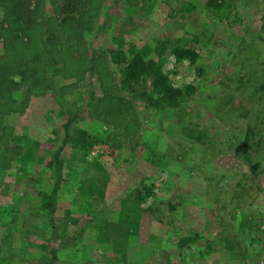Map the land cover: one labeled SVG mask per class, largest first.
I'll list each match as a JSON object with an SVG mask.
<instances>
[{
  "label": "rangeland",
  "instance_id": "374dc122",
  "mask_svg": "<svg viewBox=\"0 0 264 264\" xmlns=\"http://www.w3.org/2000/svg\"><path fill=\"white\" fill-rule=\"evenodd\" d=\"M207 1L27 0L16 17L0 0V65L13 68L0 101L16 100L0 105V264H264V172L243 149L264 118V0H228L227 15ZM57 33L63 56L31 85V53L11 43ZM168 41L200 56L178 61ZM163 42L174 85L198 88L148 107L116 88L107 50L158 59ZM106 90L131 100L135 130L102 119Z\"/></svg>",
  "mask_w": 264,
  "mask_h": 264
},
{
  "label": "trees",
  "instance_id": "16d2710c",
  "mask_svg": "<svg viewBox=\"0 0 264 264\" xmlns=\"http://www.w3.org/2000/svg\"><path fill=\"white\" fill-rule=\"evenodd\" d=\"M9 2L11 3V5L7 7L6 11L16 12L17 13L16 17L27 14L30 10L27 5L28 4L27 0H9ZM206 4L209 7L213 8L216 12L221 11L224 15H227L228 12L230 11V2L228 0H208ZM190 5L191 7L189 5H186L187 9H191L194 7V4H190ZM30 11H34V10H30ZM16 17L14 16L12 18L16 19ZM62 21L64 22L61 25L62 27H64L67 21L66 23L65 20ZM37 36L39 35H36L34 37ZM62 37L63 35L57 33L52 38L39 36L37 39L31 37L30 40L28 39V41L25 42H23L22 39L15 40L13 43H11L12 46L10 50L7 52V54L15 53L16 55L20 56L22 54H19V50L23 54H25L26 52L31 53L32 70L29 71L28 78L31 85L36 86L43 81L40 75H44L46 73L47 71L46 65L50 63V61H53L55 59L59 61L60 58L59 55L63 56L62 50H64L65 47L62 45L58 46ZM55 40H57V43L52 44L47 51V48L46 47L44 48V44L53 42ZM26 43L30 45L28 46ZM168 43L171 46L172 53H174L178 61L188 58L189 60H191V62H196L198 57L200 56L199 52L193 46L181 44V43H170L169 41ZM167 45L168 44L166 42L164 44H161L160 47L157 46V50L159 53L158 59H155L153 57L148 58L140 51L132 55H128L123 49L120 48H112L107 50L109 52L111 59L115 61L119 71L118 87L116 84V88L120 90L121 93H125L124 95H130V98L146 99V106L148 107H152V106L170 107V108L177 107L180 105L181 101L185 97L194 94L198 88V86L195 83L174 85L171 75L164 71L163 65L166 61L165 49L169 48V46ZM40 51H47L49 53L48 60L50 58L51 60L45 61V63L41 62L40 53H39ZM11 65L12 62L7 64V66L3 65V68L5 69H2V66L0 65V81L3 78L8 80L7 79L8 73H10L11 70L13 69L10 68ZM24 70L25 69H19V71L21 72H23ZM27 72L28 71H26V73ZM98 74L99 76H101V72H98ZM3 84H5V82H3L2 84L0 83V87H4ZM258 87L260 89H263L264 81L260 82ZM106 92L107 93H105V96L101 99L103 103L102 109L106 113V116H102V119L106 121L110 119L114 120V122L116 123V129L119 128L120 130L124 129L126 131L135 130L136 126L133 125L132 123V122L135 123V118L130 119L132 108L134 107V105L131 103V100L130 99L124 100L123 97L118 96L117 93L111 94L107 90ZM10 97L12 101L10 99L2 100L0 101V105L7 106L11 103L12 104L16 103V100L12 97L11 94ZM258 97L261 98L262 95H259ZM260 127H262L263 129L261 130V132H259ZM187 129L188 131L191 130L190 135L195 134L197 137H200L202 135V132L198 130V127L195 126L187 127ZM111 134H114V132L112 131ZM257 135H259L258 138ZM243 143L245 144L243 146V149L249 151V148H252L253 150L252 153L254 154L252 158H250L251 156L250 155L245 159L248 160V163L250 162L251 168H254V171H256V173L263 174L264 172L263 116L262 117L257 116L255 118L253 125L251 124L250 128H248L245 133V138ZM257 167H261V168L258 169ZM245 177L251 178V174L248 175V173H245ZM252 182L256 183L254 179ZM252 182H250V186L253 184ZM56 184L59 185V181H57ZM234 192H235L234 200L237 203L235 207L242 206L244 201L243 196L245 195V193L248 192L245 191V189L243 188L236 189ZM44 203H47L48 206L52 205L53 199L51 197H48L46 198V200H44ZM185 236L186 237L181 238V243L187 242L190 239L187 235Z\"/></svg>",
  "mask_w": 264,
  "mask_h": 264
}]
</instances>
